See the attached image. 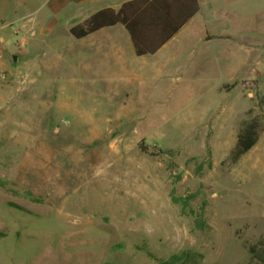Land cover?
Masks as SVG:
<instances>
[{
    "label": "rangeland",
    "instance_id": "rangeland-1",
    "mask_svg": "<svg viewBox=\"0 0 264 264\" xmlns=\"http://www.w3.org/2000/svg\"><path fill=\"white\" fill-rule=\"evenodd\" d=\"M50 1L0 0V264H157L183 249L197 264H261L264 0H209L235 39L219 64L124 83L115 65L77 67L78 18L36 34ZM201 29L162 53L189 63ZM257 116L258 142L231 161Z\"/></svg>",
    "mask_w": 264,
    "mask_h": 264
},
{
    "label": "crops",
    "instance_id": "crops-1",
    "mask_svg": "<svg viewBox=\"0 0 264 264\" xmlns=\"http://www.w3.org/2000/svg\"><path fill=\"white\" fill-rule=\"evenodd\" d=\"M126 1L129 0H51L49 2V8L54 14L52 18L51 16L50 18L44 17L45 20H42V18L37 17L33 19L31 24L41 27L37 28L36 34L45 37L54 31V28L63 17H75L79 20H76L68 27V35L71 36L72 34L69 29L72 25L103 8L111 7L118 10ZM198 1L200 5L199 11L153 54L137 55L131 36L126 27L121 23L100 28L82 38H76L72 35L73 37L70 38H74L76 42L75 58L77 67L83 69L88 67L90 69L94 59L98 64L102 63V66L105 67L115 65L122 71H127L130 75V77L125 78L124 83L130 81H148L144 77L148 72L157 74V77H160V80L163 81L167 79L166 77H170V75L180 74L181 71L188 70L187 72H189L191 70L190 68L193 67L198 71L211 64H219L218 62L221 60L220 54L222 53L218 49L223 48L222 45L228 40L235 39L231 35L221 32L223 30H217L218 26H226L227 23L221 13L218 15L213 11L212 2L209 0ZM201 16L203 18L199 19ZM199 21H202V33L196 39L190 40L189 47L193 50V57L189 63L180 60L181 55L179 52L181 49L178 47H175V51L172 53H162L166 48L169 49L174 43L173 41L177 40L182 34L190 31ZM213 44L214 48L211 47ZM112 52L117 56L115 60H113V57L112 59L109 57ZM253 52V60L257 61L262 55H260L257 49ZM131 54H135L139 58L141 57V60L136 61V65H134L136 70L134 73L129 70L133 66L130 61Z\"/></svg>",
    "mask_w": 264,
    "mask_h": 264
},
{
    "label": "trees",
    "instance_id": "trees-1",
    "mask_svg": "<svg viewBox=\"0 0 264 264\" xmlns=\"http://www.w3.org/2000/svg\"><path fill=\"white\" fill-rule=\"evenodd\" d=\"M200 9L198 0H129L118 10L107 7L100 9L84 20L72 25L70 33L76 38L85 37L100 28L123 24L128 30L137 55L153 54ZM260 116L245 121L240 128L236 145L231 153V161H237L248 152L260 137ZM144 150H147L143 147ZM160 153H171L172 150L158 148ZM156 154V153H152ZM174 202L188 204V199L172 195ZM254 253V249H251ZM255 254V255H254ZM264 264V256L254 253ZM201 253L183 249L166 259H158L157 264H197Z\"/></svg>",
    "mask_w": 264,
    "mask_h": 264
},
{
    "label": "built area",
    "instance_id": "built-area-1",
    "mask_svg": "<svg viewBox=\"0 0 264 264\" xmlns=\"http://www.w3.org/2000/svg\"><path fill=\"white\" fill-rule=\"evenodd\" d=\"M263 88H264V79H263Z\"/></svg>",
    "mask_w": 264,
    "mask_h": 264
}]
</instances>
